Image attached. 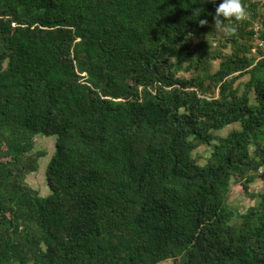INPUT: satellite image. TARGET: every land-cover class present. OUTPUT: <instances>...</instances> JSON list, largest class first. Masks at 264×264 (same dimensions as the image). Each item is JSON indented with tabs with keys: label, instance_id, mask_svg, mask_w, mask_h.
Here are the masks:
<instances>
[{
	"label": "trees",
	"instance_id": "16d2710c",
	"mask_svg": "<svg viewBox=\"0 0 264 264\" xmlns=\"http://www.w3.org/2000/svg\"><path fill=\"white\" fill-rule=\"evenodd\" d=\"M220 2L0 0V264H264V194L229 203L264 180V4Z\"/></svg>",
	"mask_w": 264,
	"mask_h": 264
},
{
	"label": "rangeland",
	"instance_id": "374dc122",
	"mask_svg": "<svg viewBox=\"0 0 264 264\" xmlns=\"http://www.w3.org/2000/svg\"><path fill=\"white\" fill-rule=\"evenodd\" d=\"M218 67V61H214V70ZM197 72L196 68L189 70L186 68V63L183 64L179 70V76L191 77ZM243 78L241 81L246 80ZM238 124H232L225 127L216 133L225 136L233 128L238 127ZM57 135H45L38 134L35 137V148L33 152L45 151V155L40 158V168L37 172L31 173L27 177V181L36 188L42 196H48L51 194V189L47 183V169L49 164L52 162L53 155L57 147ZM212 151V146L205 144L200 146L194 155L199 158L200 163H205L208 155ZM231 193L229 197V203L232 207L237 210L236 216L233 220L234 224H240L242 222L241 213L249 208L251 205H257L261 201V194H264V180L257 177L254 182L249 184V190L244 191L242 183L235 181L231 184ZM163 263V262H162ZM161 263V264H162ZM170 264H176L174 261L169 260Z\"/></svg>",
	"mask_w": 264,
	"mask_h": 264
},
{
	"label": "clouds",
	"instance_id": "9594fccd",
	"mask_svg": "<svg viewBox=\"0 0 264 264\" xmlns=\"http://www.w3.org/2000/svg\"><path fill=\"white\" fill-rule=\"evenodd\" d=\"M245 16V8L242 4V0H221V2L216 7L215 15V26L217 28L223 27L225 21L229 19H234L236 21L243 20ZM223 17V19H221ZM207 21L202 20L201 23H206Z\"/></svg>",
	"mask_w": 264,
	"mask_h": 264
},
{
	"label": "built area",
	"instance_id": "2783aa9c",
	"mask_svg": "<svg viewBox=\"0 0 264 264\" xmlns=\"http://www.w3.org/2000/svg\"><path fill=\"white\" fill-rule=\"evenodd\" d=\"M254 1H259L261 2L262 4H264V0H254ZM262 23L261 22H258L254 28V43L255 45L258 47V49H260L264 55V37H263V32H262ZM258 172L259 173H263L264 172V166H261L259 169H258Z\"/></svg>",
	"mask_w": 264,
	"mask_h": 264
},
{
	"label": "crops",
	"instance_id": "0c3cea01",
	"mask_svg": "<svg viewBox=\"0 0 264 264\" xmlns=\"http://www.w3.org/2000/svg\"><path fill=\"white\" fill-rule=\"evenodd\" d=\"M162 264H170L169 261H164Z\"/></svg>",
	"mask_w": 264,
	"mask_h": 264
}]
</instances>
